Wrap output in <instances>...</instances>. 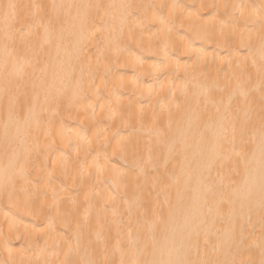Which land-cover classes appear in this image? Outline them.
Instances as JSON below:
<instances>
[{
  "label": "bare ground",
  "instance_id": "1",
  "mask_svg": "<svg viewBox=\"0 0 264 264\" xmlns=\"http://www.w3.org/2000/svg\"><path fill=\"white\" fill-rule=\"evenodd\" d=\"M263 138L264 0H0V264H264Z\"/></svg>",
  "mask_w": 264,
  "mask_h": 264
},
{
  "label": "rangeland",
  "instance_id": "2",
  "mask_svg": "<svg viewBox=\"0 0 264 264\" xmlns=\"http://www.w3.org/2000/svg\"><path fill=\"white\" fill-rule=\"evenodd\" d=\"M263 145H264V138H263ZM241 172H242V170H241ZM244 172V171H243Z\"/></svg>",
  "mask_w": 264,
  "mask_h": 264
}]
</instances>
